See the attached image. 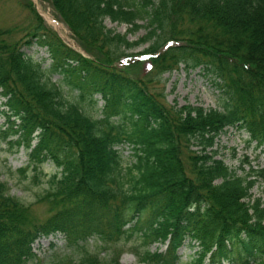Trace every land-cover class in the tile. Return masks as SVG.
<instances>
[{
    "label": "trees",
    "instance_id": "obj_1",
    "mask_svg": "<svg viewBox=\"0 0 264 264\" xmlns=\"http://www.w3.org/2000/svg\"><path fill=\"white\" fill-rule=\"evenodd\" d=\"M47 1L79 50L31 4L20 36L0 28V137L34 170L56 167L34 177V202L0 179V264H38L32 243L56 233L81 253L49 264H121L114 244L131 238L142 264H178L185 242L198 247L190 264H264V201L250 192L261 173L238 175L215 148L234 127L264 151V0ZM106 18L145 34L130 41ZM34 45L48 67L25 53ZM179 65L211 75L219 108L167 102L163 74Z\"/></svg>",
    "mask_w": 264,
    "mask_h": 264
},
{
    "label": "rangeland",
    "instance_id": "obj_2",
    "mask_svg": "<svg viewBox=\"0 0 264 264\" xmlns=\"http://www.w3.org/2000/svg\"><path fill=\"white\" fill-rule=\"evenodd\" d=\"M29 4L43 18L45 24L60 36L63 42L79 50V46L70 30L60 20V17L47 0H0V28L17 27L13 35L20 36L19 31L21 28L27 26L30 22ZM143 22L140 21V23ZM104 24L115 32L127 34L130 41H138V43L146 31L145 27L129 30V24L114 22L109 18L104 20ZM147 45V42H142L128 52L142 51ZM24 51L26 54L32 55L35 60H42L43 66H49L51 60L45 48L34 45L25 47ZM143 65L145 66L144 63ZM58 77V75H54L53 80H57ZM163 78L165 79V93L168 103L173 104L176 102L177 105L190 103L202 105L203 107H220V92L213 85L211 75L206 74L202 69H186L183 65H179V68L164 73ZM97 97L99 98L98 95ZM101 104L102 101L99 98L98 105ZM3 122L4 117L0 116V124H4ZM248 137L249 135L245 130L230 127L217 138L215 148L218 150L217 156L222 158L229 168L238 175L257 171L261 173V175L255 176V183L250 192L252 197H261L264 201V151L257 148L255 142H249L248 144ZM28 152L29 150L25 147L17 148L15 145L8 143L7 139L0 137V179L7 183L11 194L20 197L25 203L34 202L36 194L41 192L45 186L44 181L37 183L34 179L37 174L41 175L39 171L52 173L56 170L52 161L43 162L37 170H34ZM121 154L124 161H127L131 155L129 147L123 148ZM32 211L38 218H44L48 214V205L43 202L34 203ZM95 242L96 238H90L88 247H92ZM114 246L117 247L116 251L119 253L121 264H142L134 252L143 249L139 239L131 238L130 240H124L119 245L114 244ZM114 246L112 243H108L103 252L113 253ZM165 246V244L153 243L149 246V249L150 251L156 249L162 251ZM197 249V246L192 247L185 242L178 250L180 255L178 264H190ZM32 250L36 257L31 263L38 264H49L51 261L66 255H72L75 259H78L81 253L80 249L68 246L59 233L39 237L32 243Z\"/></svg>",
    "mask_w": 264,
    "mask_h": 264
}]
</instances>
